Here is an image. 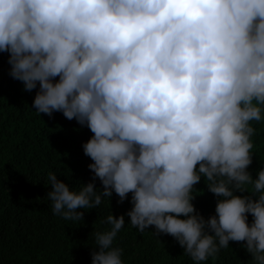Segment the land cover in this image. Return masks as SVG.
I'll return each instance as SVG.
<instances>
[{"label": "clouds", "instance_id": "obj_1", "mask_svg": "<svg viewBox=\"0 0 264 264\" xmlns=\"http://www.w3.org/2000/svg\"><path fill=\"white\" fill-rule=\"evenodd\" d=\"M0 52L36 89L37 115L93 133L89 182L77 190L47 173L53 215L82 221L131 194L91 233V264H125L114 244L125 216L171 235L193 264L230 241L264 264V166L249 170L264 121V0H0ZM202 179L216 197L207 218L192 203Z\"/></svg>", "mask_w": 264, "mask_h": 264}, {"label": "trees", "instance_id": "obj_2", "mask_svg": "<svg viewBox=\"0 0 264 264\" xmlns=\"http://www.w3.org/2000/svg\"><path fill=\"white\" fill-rule=\"evenodd\" d=\"M7 59L8 54L0 52V264H91V233L108 227L101 221L109 211L115 216L127 212L131 194L118 203L113 193L97 209L81 210L82 221L53 215L46 198L51 190L47 173L56 172L58 179L77 190L78 181L89 182L93 173L87 166L92 161L82 144L93 133L61 112L52 118L37 115L32 108L36 89L23 90L22 82L8 74ZM253 126L257 132L252 137L249 170L255 176V170L264 166V121ZM95 184L102 187L98 178ZM194 187L192 203L207 218L215 212L216 197L203 179ZM128 220L125 216L126 224L114 242L123 248L125 264H193L171 235H154V226L140 233ZM244 243L230 241L215 259L209 257L202 264H249L251 255L241 247Z\"/></svg>", "mask_w": 264, "mask_h": 264}]
</instances>
